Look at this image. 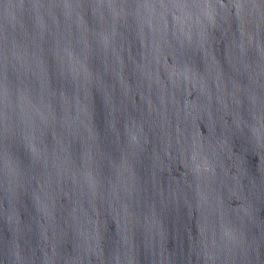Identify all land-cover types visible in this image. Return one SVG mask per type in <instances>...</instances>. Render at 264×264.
I'll list each match as a JSON object with an SVG mask.
<instances>
[{
  "label": "water",
  "instance_id": "95a60500",
  "mask_svg": "<svg viewBox=\"0 0 264 264\" xmlns=\"http://www.w3.org/2000/svg\"><path fill=\"white\" fill-rule=\"evenodd\" d=\"M0 264H264V0H0Z\"/></svg>",
  "mask_w": 264,
  "mask_h": 264
}]
</instances>
